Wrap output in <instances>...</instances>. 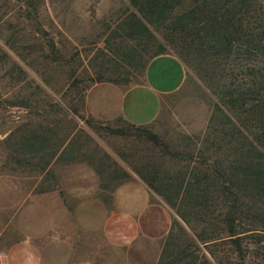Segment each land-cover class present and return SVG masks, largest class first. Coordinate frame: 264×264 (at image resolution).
Here are the masks:
<instances>
[{"label": "rangeland", "instance_id": "obj_1", "mask_svg": "<svg viewBox=\"0 0 264 264\" xmlns=\"http://www.w3.org/2000/svg\"><path fill=\"white\" fill-rule=\"evenodd\" d=\"M130 1L0 0V260L10 244L30 238L41 247L46 264H69L64 260L68 256L93 258L97 264H150L149 250L110 248L103 238L87 231L80 222L88 217V205L81 204L88 193L76 191L95 189L98 200L110 206L115 183L109 182L111 176L120 174V168L132 175L145 157L159 156L147 138L118 135L105 127L142 125L162 141L175 144L180 133L206 128L216 98L198 73L170 50L162 54L178 59L183 77L176 89L158 95L149 121L138 124L120 115L105 119L91 114L87 94L94 84L111 83L127 91L146 82L152 59L143 51L146 40L127 38L121 29L133 11ZM154 33L162 40L161 30ZM131 48L140 52L141 62L149 59L145 68L141 62L122 60ZM233 73L244 88L255 75L241 65ZM98 76L102 78L92 83L90 78ZM259 81L260 77L254 78L257 85ZM249 105L237 120H245L254 134L261 123L259 114L248 112ZM110 106L109 113L116 105ZM31 136L34 154L22 148ZM70 138L73 146L63 150ZM71 147L80 150L75 153ZM63 207L68 211L63 212ZM217 248L227 252L224 245ZM253 263L264 261L254 258Z\"/></svg>", "mask_w": 264, "mask_h": 264}, {"label": "trees", "instance_id": "obj_2", "mask_svg": "<svg viewBox=\"0 0 264 264\" xmlns=\"http://www.w3.org/2000/svg\"><path fill=\"white\" fill-rule=\"evenodd\" d=\"M130 2L133 11L121 27L125 36L144 38L149 59L175 51L216 98L206 128L180 133L175 144L142 125L105 127L118 135L147 138L159 151L157 159L147 156L133 169L174 213L156 264L264 261V0ZM154 30H161L162 40ZM122 58L138 64L142 55L131 48ZM148 60L140 66L145 68ZM238 65L255 74L247 88L232 77ZM97 78L90 80L102 77ZM249 103L248 112L259 114L261 123L254 134L245 120H237ZM72 144L70 138L63 150ZM22 148L34 154V137H28ZM119 171L109 180L115 181L113 189L131 177ZM220 245L227 252L221 253Z\"/></svg>", "mask_w": 264, "mask_h": 264}, {"label": "crops", "instance_id": "obj_3", "mask_svg": "<svg viewBox=\"0 0 264 264\" xmlns=\"http://www.w3.org/2000/svg\"><path fill=\"white\" fill-rule=\"evenodd\" d=\"M182 77L183 67L176 57L170 54L158 55L146 67L144 84L127 91L111 83L94 84L87 94V103L91 107V114L96 117L109 119L120 115L133 123H145L155 115L158 95L176 89ZM110 104L109 108L116 105L111 113L107 110V105ZM83 191L88 193V200L81 204L86 203L89 210L86 221L80 223L86 230L103 238L110 248L125 247L126 250H131V247H143V253L150 251L148 262L154 264L158 257L159 242L170 229L171 212L147 183L132 173L130 179L113 189L110 206H104L98 200L95 189L89 191L79 187L76 192L84 194ZM65 211L68 209L63 207V212ZM147 247L149 248L146 249ZM64 260L69 261V264H97L95 259L85 257L68 256ZM45 262L41 247L30 238L10 244L0 260V264H46Z\"/></svg>", "mask_w": 264, "mask_h": 264}]
</instances>
